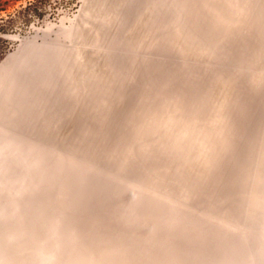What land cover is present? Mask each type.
I'll return each instance as SVG.
<instances>
[{
	"label": "rangeland",
	"instance_id": "1",
	"mask_svg": "<svg viewBox=\"0 0 264 264\" xmlns=\"http://www.w3.org/2000/svg\"><path fill=\"white\" fill-rule=\"evenodd\" d=\"M45 10L0 32V264H264V0Z\"/></svg>",
	"mask_w": 264,
	"mask_h": 264
},
{
	"label": "trees",
	"instance_id": "2",
	"mask_svg": "<svg viewBox=\"0 0 264 264\" xmlns=\"http://www.w3.org/2000/svg\"><path fill=\"white\" fill-rule=\"evenodd\" d=\"M17 1L21 0H0V14L6 13ZM47 5L53 11L52 15H56L59 6L64 9L75 8L79 5V0H27L16 13L0 19V32L13 30L20 22L30 24L33 18L44 17Z\"/></svg>",
	"mask_w": 264,
	"mask_h": 264
}]
</instances>
